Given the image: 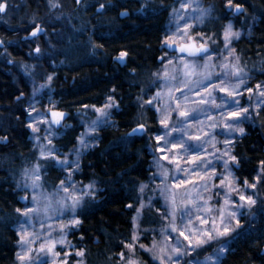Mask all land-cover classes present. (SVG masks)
Instances as JSON below:
<instances>
[{"label": "trees", "instance_id": "obj_1", "mask_svg": "<svg viewBox=\"0 0 264 264\" xmlns=\"http://www.w3.org/2000/svg\"><path fill=\"white\" fill-rule=\"evenodd\" d=\"M104 1L105 9L91 15L84 7L58 12L61 21L32 37L26 32L30 26L23 27V20L12 14L21 0H0L11 9L0 12V264H18L17 209L23 206L20 196L28 193L25 173L37 170L36 183L47 193L66 180L67 173L42 159L34 146L29 123L33 104L34 109L65 114L54 140L61 154L75 150L96 109L107 111L106 122L91 135L92 145L72 173L73 181L93 189L74 211L78 224L68 235L73 252L66 264H158L152 248L166 221L154 158L162 127L150 101L160 88L166 55H177L165 48V38L179 2ZM202 1L190 34L219 55L229 24L227 0ZM245 2L246 21L230 22L239 33L230 42L235 70L247 76L252 88H264V0ZM121 52L127 53L123 62ZM141 125L144 133L132 136ZM241 128L231 146L236 160L230 168L239 185H256V204L241 209L240 225L217 243L194 254L183 246L182 264L209 256L225 241L219 264H264V102Z\"/></svg>", "mask_w": 264, "mask_h": 264}, {"label": "rangeland", "instance_id": "obj_2", "mask_svg": "<svg viewBox=\"0 0 264 264\" xmlns=\"http://www.w3.org/2000/svg\"><path fill=\"white\" fill-rule=\"evenodd\" d=\"M189 1V11L186 12L185 7H182L175 16L165 44L181 46L195 42L199 46L204 45L190 34L202 11L201 0ZM12 14L20 20L24 19L19 8H13ZM235 37L229 36L219 55L210 51L197 58L167 54L160 88L150 101L162 127L157 135L161 139L155 137L157 155L154 158L155 187L162 199L166 221L165 230L152 248L158 264H182L183 246L194 254V251L209 243H217L225 236L208 239L207 234L211 232L216 236L215 229L220 227V213L223 212L225 222L231 211H236L239 219L241 209L252 206L247 200H241L240 196H252L255 199L254 188L239 185L232 174L231 146L241 133L238 130L241 123L250 122L252 111L263 104L264 95L261 92H264V88H252L248 85L247 76L236 72V59L230 47ZM238 79L243 80L239 86ZM221 88L227 91H221ZM229 92L238 95H229ZM252 96L255 98L252 99ZM224 99L228 104H223ZM34 105L37 106L33 104L29 116L30 127L34 132V146L42 159L54 162L67 175L56 191L47 193L36 183L38 179L35 177H40L37 170L25 173L24 185L28 193L20 196L23 206L16 229L19 237L18 253L23 254L30 247L28 254L32 260H21L17 256L18 264H39L40 259H47L48 264H66L68 256L73 252L68 235L71 228L78 224L69 221L77 220L75 209L93 189L92 186H83L73 181L72 173L78 167V158L82 152L92 145L91 135L99 125L106 122L107 114L102 113L107 111L96 109L95 117L86 121L75 150L61 154L54 146V140L59 134L58 128L64 127L65 114L61 116L52 110L34 109ZM244 108L247 112L241 111L235 117L228 115L230 111ZM181 111L187 113V119L180 115ZM53 113L57 115L53 116ZM226 124L234 127L227 128ZM93 128L95 130H91ZM190 145L201 147L195 153L191 150L186 152L185 148ZM225 162L228 167H225ZM64 188H68V191L65 192ZM73 197L80 201L74 210L71 207ZM26 208L29 211L25 215ZM232 225L235 229V221H232ZM21 236L31 240V245L21 241ZM200 240L206 242L200 243ZM41 245H45L44 251H41ZM48 248L53 251L49 252ZM53 252L59 255H53ZM223 253L217 247V251L209 256L193 259L189 264H219Z\"/></svg>", "mask_w": 264, "mask_h": 264}, {"label": "flooded vegetation", "instance_id": "obj_3", "mask_svg": "<svg viewBox=\"0 0 264 264\" xmlns=\"http://www.w3.org/2000/svg\"><path fill=\"white\" fill-rule=\"evenodd\" d=\"M106 1V0H105ZM104 1V2H105ZM179 2V9L182 7L181 5H186L185 11H189L188 3L191 2L189 0H176ZM5 3V2H3ZM6 8L2 13L11 11L10 5L6 4ZM102 4V0H21V3L14 6V8L21 9V13L24 16L23 27L30 26V29H27L26 32H29L32 37L40 34L43 31V26L51 27L53 22L59 21V14H66L69 12H74L76 9H81L84 7V12L87 15H91L92 12L105 9L106 5L103 8L100 7ZM201 5L203 7V1L201 0ZM236 4H232L231 6L227 3L226 10L229 15V23L230 22H244L247 19L246 8L247 4L244 0V4H240L242 7L239 11L235 9ZM67 11V12H66ZM35 15V16H34ZM34 16V18H33ZM57 16V17H56ZM91 18V16L89 17ZM61 21V20H60ZM197 19L194 23H196ZM25 22V24H24ZM231 23V24H232ZM195 25V24H194ZM40 29L39 31L33 32L36 29Z\"/></svg>", "mask_w": 264, "mask_h": 264}, {"label": "snow or ice", "instance_id": "obj_4", "mask_svg": "<svg viewBox=\"0 0 264 264\" xmlns=\"http://www.w3.org/2000/svg\"><path fill=\"white\" fill-rule=\"evenodd\" d=\"M227 3L231 6L233 4V0H227ZM6 3H3V2H0V12L4 11L5 8H6ZM101 8L104 7V5H100ZM181 7H186V5L182 4ZM241 5L240 4H236L235 5V9L237 11H239L241 9ZM122 15L124 13H121ZM40 29H36L34 32H33V35H35V32L36 31H39ZM229 36H236L238 37L239 36V33L238 32H233L232 31V25L231 23L228 24L227 28L225 29V39L226 41L228 40ZM166 41L168 40V38H165ZM3 43V40H0V44ZM37 52L40 51L39 48L36 49ZM181 51H189V54H196L197 52H200V51H204V52H207V49L204 48L203 46H201V48L199 49H187V48H182ZM127 53L126 52H121L120 54V57H118V59L126 56ZM238 59V58H237ZM236 72L239 73L240 72V69L237 68L236 69ZM49 79H51V77H49ZM243 83V80H240L238 79L237 81V86H239V84ZM257 87H260L259 85H257ZM221 91H227V89L225 88H221ZM248 91H251V89H248ZM229 95H238V93H232V92H229ZM261 95H264V92H261ZM109 99L111 100L112 98L109 97ZM215 101H213L214 103ZM223 104H228V101L226 99H224L223 101ZM237 105H238V101L235 102ZM105 107H110V105H105ZM97 111H100V109H97ZM247 112V109L244 108V109H239V111H230L228 112V115L229 116H238L240 114V112ZM102 114H105L106 113H102ZM57 113H53V116H56ZM62 116V114H60ZM180 115L182 116H185V118L187 119V113L186 112H183L181 111L180 112ZM57 123H59V120L56 121ZM162 123H166L165 121H161ZM95 121H93V125H95ZM140 127H143L142 125ZM225 127L227 128H232L234 127L233 125L231 124H226ZM91 130H95L94 128L91 129ZM173 131H175V129H172ZM239 131L243 132V129L240 128L238 129ZM133 131H136L135 129H133ZM165 135H167V133H165ZM157 139H161V137H157ZM51 141H49L50 143ZM182 146V145H181ZM201 146H189L188 148H185V151H189L191 150L193 153L197 152L199 149H200ZM43 154V153H42ZM51 154V153H49ZM233 160H236V157L233 156L231 157ZM262 164H264V161L261 162ZM225 167H228L227 165V162H225ZM261 171H264V169H261ZM36 179H39L38 176L35 177ZM256 179L258 180L259 179V176L256 177ZM221 183H223V181H221ZM247 180H245V184H247ZM61 184H63V181H61ZM251 187L255 188V184L253 183L252 185H250ZM91 187V186H89ZM143 189L141 188V191ZM64 191L67 192L68 191V188H64ZM240 199L241 200H247L248 204L249 205H255L256 204V200L252 197V196H244V195H241L240 196ZM79 198L77 197H73L72 199V204H71V207L73 208V210L75 209V207L79 204ZM239 207H243V205H240ZM17 211H20V209H17ZM29 211V209H25L24 212H25V215L27 214V212ZM232 221H235V225L236 226H239L241 221L240 219H238L237 217V212L236 211H231L229 212V215L227 217V222H225V217H224V214L223 212L220 213V227L219 228H216L215 229V232H216V236H213L211 232H209L207 235H208V239H215L217 236H220V237H223V236H227L230 232H232L234 230V226L232 225ZM78 220H70L69 223H77ZM206 222V221H205ZM21 228H23V225L21 226ZM182 234V233H181ZM185 239H188V237H185ZM21 241H23L25 244L27 245H31V240H25L23 236H21ZM200 243H205L206 241L204 240H200L199 241ZM129 248L132 247V245H128ZM45 249V245H41V251H44ZM227 250V244H226V241L225 243H223L221 246H220V252H224ZM31 251L30 247L26 248L24 251H23V254L21 253H17L18 257L21 259V260H24L25 258H27L29 261L32 260V257L28 254L29 252ZM48 251L49 252H52V248H48ZM175 251H179V249H175ZM53 255H59V253H56V252H53ZM121 255H123V253H121ZM39 264H48V260L47 259H40L39 261ZM130 264H134V262H131L130 261Z\"/></svg>", "mask_w": 264, "mask_h": 264}, {"label": "water", "instance_id": "obj_5", "mask_svg": "<svg viewBox=\"0 0 264 264\" xmlns=\"http://www.w3.org/2000/svg\"><path fill=\"white\" fill-rule=\"evenodd\" d=\"M204 48L207 49V52L200 51L197 52L196 54H189V51H181L182 48H187V49H199L201 46H199L195 42H191L189 44H184V45H173V44H166L165 48L168 49L171 52H175L177 54L183 55L185 57H191V58H197V57H202L205 54H207L210 51V47L207 45H202ZM121 61H124V57L121 58ZM144 127H137L135 128L136 131H132L131 135L132 136H141L144 133Z\"/></svg>", "mask_w": 264, "mask_h": 264}]
</instances>
